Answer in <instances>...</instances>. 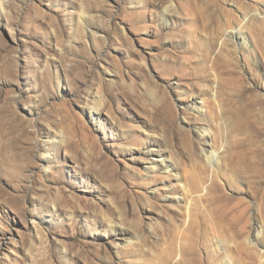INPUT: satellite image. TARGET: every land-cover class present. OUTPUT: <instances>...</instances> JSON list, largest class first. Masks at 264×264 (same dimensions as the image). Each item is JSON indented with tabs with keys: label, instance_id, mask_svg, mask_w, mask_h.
Wrapping results in <instances>:
<instances>
[{
	"label": "rangeland",
	"instance_id": "374dc122",
	"mask_svg": "<svg viewBox=\"0 0 264 264\" xmlns=\"http://www.w3.org/2000/svg\"><path fill=\"white\" fill-rule=\"evenodd\" d=\"M0 264H264V0H0Z\"/></svg>",
	"mask_w": 264,
	"mask_h": 264
},
{
	"label": "bare ground",
	"instance_id": "6f19581e",
	"mask_svg": "<svg viewBox=\"0 0 264 264\" xmlns=\"http://www.w3.org/2000/svg\"><path fill=\"white\" fill-rule=\"evenodd\" d=\"M243 36H245V33H244V31H243L241 28H239V29L236 31V33L232 34V37H233V38L236 37V39H237V38H241V37L243 38ZM192 108H197V109H198V104H197L196 101H194V102L192 103ZM121 231H122L123 233L126 232V231L124 232V230L121 229V230L118 231V234H119V235H121V233H122ZM258 234H259V233H258ZM254 239H255V240H254L255 242H256V240L258 241V240H259V236H258L257 234H255V235H254ZM261 241H262V240H261ZM261 241H260V242H261ZM258 242H259V241H258Z\"/></svg>",
	"mask_w": 264,
	"mask_h": 264
}]
</instances>
